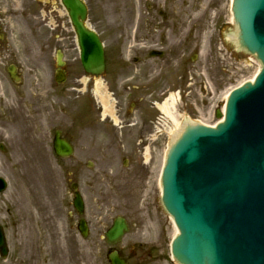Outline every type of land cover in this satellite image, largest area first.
<instances>
[{"label": "rangeland", "instance_id": "obj_1", "mask_svg": "<svg viewBox=\"0 0 264 264\" xmlns=\"http://www.w3.org/2000/svg\"><path fill=\"white\" fill-rule=\"evenodd\" d=\"M85 1L90 8L88 21L93 28L98 29L97 20L104 13L109 15L102 24L111 32L116 31L112 40L105 35L110 67L119 75V87H126L129 74L126 69L122 71L118 64L122 61L130 63L129 57L136 47L148 51L159 46L154 42H138L134 38L136 21L139 16L143 19L146 15L147 1ZM156 1L165 4L169 17L181 14L185 40L182 44L175 42V37L180 34L168 33L166 42L161 46L168 53L178 52L180 48L191 70L184 73L185 77L181 79L182 72L175 69L177 64L173 60H170L172 66L168 64L166 70L153 67L150 73L152 87L171 89L168 98L170 102L177 100L174 110L180 120L183 116H190L214 125L220 119L218 113H222L231 88L253 78L259 70L253 55L233 52L232 43L226 42L225 31L234 30L231 0ZM45 7L57 9L59 19L71 29L68 50H64L62 44L55 45L52 37L55 21L50 17L44 23ZM120 7L123 11L118 13L116 9ZM4 20L6 38L3 45L7 62L21 66L22 80L18 85L6 73L0 75V145L6 148V151L0 150V176L8 181L7 190L0 193V224L7 227L11 240L10 255L8 259L0 256V264H20L16 245L22 226L20 221L26 227H34L31 221L36 227L37 221L39 227L43 225V230H46L47 224L49 231L61 227L70 179L79 181L88 206L95 212L108 213L107 222L117 214L130 217V233L140 232L143 240L155 244L152 248L155 251H151L150 259H146L149 264H176L170 253L176 229L170 215L164 211L159 197L161 188L154 178V174L161 170L164 139L153 154L150 191H134L131 183L119 179L125 170L121 156L100 153L98 146L91 145L89 132L81 129L83 117L95 112L87 113L86 109H81L83 94L79 90L96 87L97 81L94 78V83L92 80L88 83V75L80 62L74 27L61 0H24L23 9L5 11ZM58 50L65 53L68 66L63 85L55 81ZM156 60L160 64L165 62ZM167 127L168 146L170 128L174 127L171 117H168ZM55 129H62L75 141L77 150L72 158L58 159L55 156ZM25 145L30 148L29 151L22 149ZM89 161L93 164L89 165ZM25 172L31 177L25 176ZM29 204L33 205L32 211ZM42 235L36 254L40 256V264H53L51 254H55L58 248L63 249V241L57 242L53 236Z\"/></svg>", "mask_w": 264, "mask_h": 264}, {"label": "water", "instance_id": "obj_2", "mask_svg": "<svg viewBox=\"0 0 264 264\" xmlns=\"http://www.w3.org/2000/svg\"><path fill=\"white\" fill-rule=\"evenodd\" d=\"M63 2L79 34L85 69L101 72L103 46L83 25L84 4ZM233 12L237 31H225L227 44L232 43L231 33L229 37L238 39L263 66L254 81L230 93L223 121L209 126L184 119L181 130L172 135L162 201L179 229L172 252L181 264H264V0H234ZM232 45L233 52L249 54ZM54 148L63 157L73 152L60 131ZM5 185L0 178V190ZM74 202L81 210L79 194ZM126 229L119 218L110 235L120 236ZM0 248L6 253L1 228ZM113 260L126 264L117 257Z\"/></svg>", "mask_w": 264, "mask_h": 264}, {"label": "flooded vegetation", "instance_id": "obj_3", "mask_svg": "<svg viewBox=\"0 0 264 264\" xmlns=\"http://www.w3.org/2000/svg\"><path fill=\"white\" fill-rule=\"evenodd\" d=\"M36 1L38 2V0ZM146 1V15H143V19L137 21L134 38L138 42H154L153 44L160 45L164 41L166 42L168 33L175 36L180 34L175 37V40H177L175 42L182 44L184 37L180 20L181 14L177 15L175 13V15L169 17L165 4L156 0H153L152 3H150V0ZM23 3L24 0H0V74L8 68L6 66L7 56L3 45L6 37L4 12L21 10L23 9ZM44 10L46 12L43 17L45 19L44 23L50 17L55 21L52 33L53 40L56 41L55 45L62 44L64 49L68 50L71 29L64 21L59 19L57 9L45 7ZM116 11L119 13L123 11V8L120 7ZM108 17L109 15L104 13L101 19L97 20L98 24L101 25H98V32L105 41L114 39V33L116 32H111L102 24L103 20L106 19L107 21ZM133 17L132 23L136 21V13ZM170 18L172 19L168 22ZM157 39L158 41L155 42ZM151 55H153V51L139 49L134 51L131 57L133 62L131 68L134 73L132 71L130 78L133 79L130 81L129 87H116V78L114 74H110L112 73L110 71V62L107 60V70L102 81L108 86L106 87L108 93L115 98V115L104 113L103 102L95 95V101L89 97L84 100L85 108H89L95 114L83 117L85 120L81 122V129L89 132L88 139L92 140V146H98L100 153L117 154L121 156L122 164L128 163V166L130 165V167H127L128 170L121 173L119 179L132 183L138 190H143L146 184L151 181L153 154L157 152L163 142L162 140L166 138L165 113L159 106L162 98L166 96V92L163 87H151L145 81L148 80L147 77L153 67L166 70L170 60L176 62L178 71L182 72L184 68L183 59L181 58L182 50L180 48L178 52L169 53V59L166 58L165 62L161 64L153 61L154 59H151ZM187 64L186 66L188 67ZM17 68L19 69L18 66ZM121 68L124 69L122 65ZM63 69L64 71L68 69L66 62ZM86 90L93 94L91 87H87ZM87 94L88 92L85 93V95ZM125 156H128V158L125 159ZM90 215L91 217L95 216L94 212H91ZM81 218L73 210L68 211L67 226L62 229L64 233V249L63 251L59 250L58 254H56V264H110L107 259L109 252L114 250L123 251L131 244L140 248V250L132 256L134 259L130 263L143 264L146 262L145 255L142 252L140 253L146 248V243L144 244L142 239H132L133 241L131 242L133 243L128 242L125 244L109 242L105 237L108 228L103 226L105 225L103 217H100L103 221L96 219L97 226L94 227H91L93 220L87 217L90 228L88 229V236L84 237L82 235L83 230L78 227ZM32 242V234L29 233L18 239L21 264H34V256L32 254L30 256L24 254V248H30Z\"/></svg>", "mask_w": 264, "mask_h": 264}, {"label": "bare ground", "instance_id": "obj_4", "mask_svg": "<svg viewBox=\"0 0 264 264\" xmlns=\"http://www.w3.org/2000/svg\"><path fill=\"white\" fill-rule=\"evenodd\" d=\"M102 98L104 99L103 101L105 102V97L102 96ZM175 102H176V100L172 99L171 103H169V101H167L165 103V105H164V108H165L167 114L169 116H171L172 120L174 121V127L170 128L171 134L174 135V136H175V130H181V124H182V121L179 118H177L175 116V114L173 113V110H174V107H175ZM184 119H190V118L185 117ZM170 143H172V140H171ZM24 147L22 148V149H24V151H29L30 148L27 145H25ZM24 174H25V176H29V178L31 177L28 172H25ZM32 178H33V173H32ZM176 231H177V229H176Z\"/></svg>", "mask_w": 264, "mask_h": 264}]
</instances>
